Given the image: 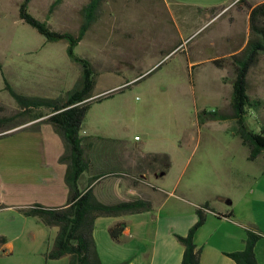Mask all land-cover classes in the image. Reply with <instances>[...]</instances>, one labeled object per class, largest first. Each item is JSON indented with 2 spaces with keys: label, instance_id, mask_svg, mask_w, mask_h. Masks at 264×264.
I'll use <instances>...</instances> for the list:
<instances>
[{
  "label": "rangeland",
  "instance_id": "rangeland-1",
  "mask_svg": "<svg viewBox=\"0 0 264 264\" xmlns=\"http://www.w3.org/2000/svg\"><path fill=\"white\" fill-rule=\"evenodd\" d=\"M56 1L30 0L28 12L52 31L76 35L83 22V8L89 0ZM20 2L0 0V87L5 78L16 93L63 98L79 81L81 67L67 57L66 42H47L19 19ZM175 2L177 0H104L101 3L96 21L74 50L76 56L90 62L95 81L93 100L80 135L83 136L84 131L90 135L85 137L96 139L102 133L106 136L120 134L131 141L136 136L155 148L156 137L165 140V146L169 147V141L177 132L179 188H189L196 197L208 196L213 191L215 196L221 193L220 197L231 198L241 191H249L251 182L255 184L264 179V160L262 156L248 160L249 150L235 134L234 122L219 120L220 116L232 114V67L226 64L220 68L222 71L217 69L213 63L205 62L210 51L205 55L197 49L208 42L218 28L221 30L222 22L199 30L196 20L182 28L183 24L175 23L169 16V10L175 12L182 8ZM196 58L193 87L189 83V69ZM221 74L223 85L217 82ZM246 82L247 94L258 101L257 107L247 110L246 125L258 133L264 127V54L259 55L249 69ZM8 94L5 90L6 98L0 106L10 117L19 109ZM20 118H15L11 124ZM197 128L203 130L202 142L187 147L183 144V131ZM132 156L135 167L143 172L159 167L136 151ZM107 166L110 172L114 171L115 164ZM180 201L170 198L168 205L177 203V206L189 207ZM223 205L216 199L214 209L220 210ZM255 213L263 215L264 206L256 203L253 215Z\"/></svg>",
  "mask_w": 264,
  "mask_h": 264
},
{
  "label": "crops",
  "instance_id": "crops-1",
  "mask_svg": "<svg viewBox=\"0 0 264 264\" xmlns=\"http://www.w3.org/2000/svg\"><path fill=\"white\" fill-rule=\"evenodd\" d=\"M263 2L177 0L175 4L182 8L175 12L169 10V16L175 23L183 24L182 28L197 20L196 28L199 30L222 22L221 30L218 28L208 42L197 48L205 55L207 50L210 51L211 55H206L205 62H211L216 67L215 61L230 59L244 49L250 34L251 9ZM193 63L189 69V83L194 87L192 71H195L193 65L198 63L197 58ZM217 82L224 84L222 74L217 77ZM5 90L3 81L0 102L5 101ZM18 109L15 117H7L0 106V206L4 207L0 209V264H69L68 257L57 260H46L44 257L53 245L58 228L46 227L37 218L21 212V209L35 205L51 209L67 205L69 187L65 177L68 167L66 162H60L65 155V145L53 127L45 122L47 116L22 118ZM17 117H21L20 120L11 124ZM202 132L200 128L185 129L183 144L187 147L200 144ZM82 134L80 136L84 138L90 136L84 131ZM97 137L119 141L120 144L88 145V151L93 152L89 155L92 164L79 176L77 190L84 192L90 189L95 198L105 205L141 199L150 202L152 208L149 212L95 220L93 240L100 264H181L184 248L175 236L188 233L198 220L197 208L203 205L208 207L203 212L205 220L193 237L200 251V264H235L227 254L244 249L247 232L259 237L254 255L258 264H264V213L253 215L256 203L264 206V179L255 181V184L251 182L249 191H241L231 198H222L221 193L215 196L213 191L208 196L196 197L189 188H179L177 144L180 143H177V132L169 141V147L165 146V140L156 137L155 148L149 146V141H142L136 136L133 141L120 134L106 136L102 133ZM135 151L141 157L165 154L169 157L170 167L165 174H159L158 166L152 172H143L135 167L132 156ZM103 161L115 164V171L91 182L90 179L102 170ZM183 174L184 169L181 176ZM170 198L179 199L189 207L177 206V203L169 206ZM216 199L224 204L220 210L214 209ZM117 223H125L119 242L109 235V228Z\"/></svg>",
  "mask_w": 264,
  "mask_h": 264
},
{
  "label": "trees",
  "instance_id": "trees-1",
  "mask_svg": "<svg viewBox=\"0 0 264 264\" xmlns=\"http://www.w3.org/2000/svg\"><path fill=\"white\" fill-rule=\"evenodd\" d=\"M61 0H57L56 3ZM104 0H89L83 8V22L76 35L68 32H56L48 28L45 22L34 18L29 12L30 0H21L18 9L19 19L24 24L36 30L47 42H66L67 57L80 65L81 76L76 85L66 93L65 97L56 99L42 97H28L16 93L3 78L4 86L9 95L20 108V116L27 118H42L47 116L45 122L49 123L54 131L60 136L65 145V155L60 162L67 163V174L65 181L69 187V197L66 206L61 208H44L39 205L21 209L23 215L35 217L46 227H57V235L51 249L44 257L46 260H57L62 257L69 258V264H100L95 243L93 240L94 222L99 217H118L127 214H137L152 210L148 201L133 199L128 202L105 205L100 203L90 189L79 192L77 180L79 176L88 171L92 159V151H88L89 144H100L101 146L120 144L119 141L103 138L81 137L80 129L85 115L91 104L94 89V72L88 60L75 55L74 50L83 39L91 24L96 21L95 15ZM244 1V0H239ZM249 39L244 49L235 56L214 62L218 68L222 65L232 67L234 79L232 81V92L230 98L231 116H220L219 120L231 119L234 122L235 134L241 143L249 150L248 160L254 161L259 156L264 160V127L256 133L246 125L247 110L258 106V101L252 100L247 94V75L251 66L257 61V57L264 54V2L251 9L249 14ZM181 46V44L179 45ZM178 46V47H179ZM177 47V48H178ZM91 99V100H89ZM98 100V99H96ZM201 114L205 115V112ZM198 117H200V115ZM91 148V146H89ZM147 158L152 164L159 165V172L165 174L170 167L169 157L165 154L149 155ZM99 176L111 174V168L103 161ZM0 206V209H3ZM207 205L196 210L198 220L189 229L185 236L176 235L175 238L183 246L184 252L181 264H200V251L196 248L193 237L195 232L204 223V211ZM125 223H117L109 228V235L119 242ZM259 239L252 232H247L244 249L239 252L227 254L235 264H258L254 255V246ZM125 264V263H122Z\"/></svg>",
  "mask_w": 264,
  "mask_h": 264
},
{
  "label": "water",
  "instance_id": "water-1",
  "mask_svg": "<svg viewBox=\"0 0 264 264\" xmlns=\"http://www.w3.org/2000/svg\"><path fill=\"white\" fill-rule=\"evenodd\" d=\"M93 99V98H92ZM89 100H91V99H89Z\"/></svg>",
  "mask_w": 264,
  "mask_h": 264
}]
</instances>
